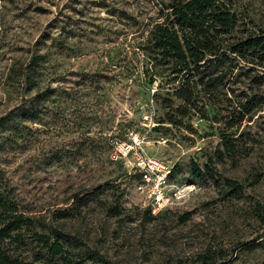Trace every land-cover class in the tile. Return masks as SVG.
I'll list each match as a JSON object with an SVG mask.
<instances>
[{
    "label": "rangeland",
    "instance_id": "rangeland-1",
    "mask_svg": "<svg viewBox=\"0 0 264 264\" xmlns=\"http://www.w3.org/2000/svg\"><path fill=\"white\" fill-rule=\"evenodd\" d=\"M162 1L0 0V116L38 96L0 127L2 182L33 218L7 246L29 264H56L33 231L115 264H264V78L210 94L194 78L197 109L181 116L183 78H149L138 47ZM236 3L264 31V0ZM128 129L174 168L171 184L192 185L185 201L147 211L133 155L109 158Z\"/></svg>",
    "mask_w": 264,
    "mask_h": 264
},
{
    "label": "trees",
    "instance_id": "trees-1",
    "mask_svg": "<svg viewBox=\"0 0 264 264\" xmlns=\"http://www.w3.org/2000/svg\"><path fill=\"white\" fill-rule=\"evenodd\" d=\"M237 1L164 0L160 2L156 18L147 25L146 38L138 46L143 55L144 73L149 78H166V81L183 78L184 83L173 91V96L182 103L176 108L181 116L188 108L197 109V96L193 98L191 85L194 78H197L195 84L203 86L209 94L216 84L225 83L224 79L249 72H254L251 78H264V31L245 27L243 20L247 14L238 9ZM37 100L38 96L32 97L0 116V127L14 117L27 118L29 107ZM203 100L204 103L212 101L210 97ZM191 169L196 177L205 176L209 171L207 165L202 170L192 164ZM173 171L172 167L170 178ZM89 196L86 193L75 199ZM147 211L150 212L149 208ZM32 226V216L20 208L0 174V264H29L15 256L7 245L19 239L23 229ZM33 233L40 239L45 238L42 248L48 257L55 258L56 264H115L97 251L73 252L69 248L72 242L63 239L64 235L50 242L44 232ZM39 253L37 259L43 257Z\"/></svg>",
    "mask_w": 264,
    "mask_h": 264
},
{
    "label": "built area",
    "instance_id": "built-area-1",
    "mask_svg": "<svg viewBox=\"0 0 264 264\" xmlns=\"http://www.w3.org/2000/svg\"><path fill=\"white\" fill-rule=\"evenodd\" d=\"M141 123L150 125L149 115H143ZM154 124L151 123V126ZM143 134L135 129H128L124 137L113 136L108 140L109 158L118 161L133 155V172L128 171L131 177L137 174V190L144 198V204L150 212H160L171 208L178 201H185L189 196L191 184H171L170 174L172 167L164 160L153 157H145L141 153ZM127 173V172H126Z\"/></svg>",
    "mask_w": 264,
    "mask_h": 264
}]
</instances>
